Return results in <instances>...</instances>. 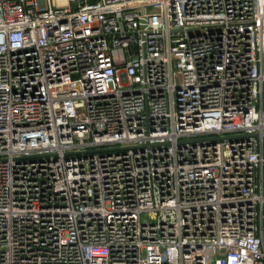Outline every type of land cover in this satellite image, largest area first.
<instances>
[{
	"label": "built area",
	"instance_id": "obj_1",
	"mask_svg": "<svg viewBox=\"0 0 264 264\" xmlns=\"http://www.w3.org/2000/svg\"><path fill=\"white\" fill-rule=\"evenodd\" d=\"M0 264H264V0H0Z\"/></svg>",
	"mask_w": 264,
	"mask_h": 264
}]
</instances>
